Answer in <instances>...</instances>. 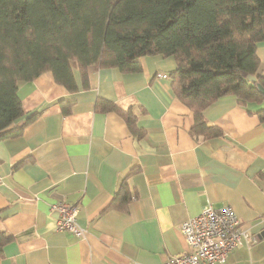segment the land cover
<instances>
[{"label": "crops", "instance_id": "obj_1", "mask_svg": "<svg viewBox=\"0 0 264 264\" xmlns=\"http://www.w3.org/2000/svg\"><path fill=\"white\" fill-rule=\"evenodd\" d=\"M257 54L264 68V39ZM142 64L89 71L87 86L75 69L76 91L50 71L20 83L25 114L10 128L22 131L0 139V264H161L190 250L179 227L209 202L257 236L220 264H264V102L225 95L203 111L223 135L194 134L193 111L157 75L174 59ZM100 99L130 109L132 123ZM125 179L128 201L116 197ZM61 200L79 206L83 237L56 228Z\"/></svg>", "mask_w": 264, "mask_h": 264}, {"label": "trees", "instance_id": "obj_2", "mask_svg": "<svg viewBox=\"0 0 264 264\" xmlns=\"http://www.w3.org/2000/svg\"><path fill=\"white\" fill-rule=\"evenodd\" d=\"M263 39L264 0H0V139L22 131L10 128L25 114L21 82L50 71L76 91L75 69L87 86L89 71L139 72L146 56L174 59L165 74L194 113L193 133L223 135L203 111L225 95L243 105L264 102L257 86L264 87L257 54ZM97 107L133 121L130 109L109 100L100 99ZM257 113L264 119V107ZM126 183L116 196L122 201L132 197ZM8 239L0 229V249Z\"/></svg>", "mask_w": 264, "mask_h": 264}, {"label": "built area", "instance_id": "obj_3", "mask_svg": "<svg viewBox=\"0 0 264 264\" xmlns=\"http://www.w3.org/2000/svg\"><path fill=\"white\" fill-rule=\"evenodd\" d=\"M158 76H162V74H158ZM164 77L167 78V75L165 74ZM209 204L207 209L204 208L198 216L189 219L181 226L191 247L190 251L175 256L164 264L224 263L228 252L249 241L250 232L242 229L237 215L232 208L229 209L231 206L215 208L212 203ZM66 205H74L75 211L78 212V205L70 202H56L51 205V209L58 212L56 219L58 230L73 225L74 218L64 216V206ZM77 233L76 235H82L80 231Z\"/></svg>", "mask_w": 264, "mask_h": 264}, {"label": "rangeland", "instance_id": "obj_4", "mask_svg": "<svg viewBox=\"0 0 264 264\" xmlns=\"http://www.w3.org/2000/svg\"><path fill=\"white\" fill-rule=\"evenodd\" d=\"M159 74H162V76L161 77H164V75H165V73H163V72H161V73H159ZM164 78H166V77H164ZM195 125V124H194ZM58 202H67V203H69L68 201H64V200H61V201H58ZM210 203V202H209ZM209 203H207V204H205L204 206H203V208L201 209V211H200V213L202 212V210H204V208L205 209H207L209 206H210V204ZM73 204V203H72ZM215 208H218L217 206H214ZM221 208H223V206H220ZM75 206L74 205H66V206H64V216L66 217V218H69V217H72V219L74 220L73 221V225H71V226H69V228H64V229H62V230H60V231H69V232H71L72 234H74L75 236H79V237H83L84 236V234H85V228H83L82 226H80L79 225V223H78V220H77V217H78V212H79V207H78V212H77V210L75 211ZM57 212V211H56ZM58 213V212H57ZM199 213V214H200ZM76 214V215H75ZM199 214H197L196 216H198ZM58 216V215H57ZM75 216V217H74ZM196 216H194V217H196ZM194 217H191V218H194ZM190 218V219H191ZM189 219H187V220H185V221H183L182 223H181V225H180V230H181V226L183 225V223L184 222H186V221H188ZM75 221H76V224H75ZM56 224H57V220H56ZM61 224L63 225V222H61ZM241 225H242V222H241ZM56 228H57V226H56ZM242 229H246L245 227H243L242 226ZM246 230H248V229H246ZM77 231H80L81 232V234L82 235H76V234H78L77 233ZM249 231V230H248ZM181 232L183 233V231L181 230ZM250 232V231H249ZM183 235H184V233H183ZM250 238H249V241L247 242V243H245L244 245H251L252 243H254L255 241H256V239H257V236L256 235H254L253 233H251L250 232ZM184 237H185V239H186V236L184 235ZM187 241V240H186ZM188 243V242H187ZM244 245H242V246H244ZM188 246L190 247V245H189V243H188ZM240 247V246H239ZM190 249H191V247H190ZM190 251V250H189ZM186 252H188V251H186ZM186 252H183V253H186ZM183 253H181V254H183ZM181 254H178V255H181ZM178 255H175V256H178ZM175 256H173V257H175ZM172 257V258H173ZM172 258H170L169 260H171ZM169 260H167V261H165V262H163V263H161V264H164V263H166V262H168Z\"/></svg>", "mask_w": 264, "mask_h": 264}, {"label": "water", "instance_id": "obj_5", "mask_svg": "<svg viewBox=\"0 0 264 264\" xmlns=\"http://www.w3.org/2000/svg\"><path fill=\"white\" fill-rule=\"evenodd\" d=\"M249 79H250L251 81H255V80H256V77L250 75V76H249ZM257 86H258L259 90L264 94V87H263L260 83H257ZM262 234H263V233H262Z\"/></svg>", "mask_w": 264, "mask_h": 264}, {"label": "bare ground", "instance_id": "obj_6", "mask_svg": "<svg viewBox=\"0 0 264 264\" xmlns=\"http://www.w3.org/2000/svg\"><path fill=\"white\" fill-rule=\"evenodd\" d=\"M225 206H230V205H225ZM232 207H230L229 209H231ZM232 210L235 212V210L232 208ZM235 214L237 215V213L235 212ZM238 219H239V216L237 215ZM239 221L241 222V220L239 219ZM240 224V223H239ZM241 225V224H240ZM229 253V252H228ZM227 253V254H228Z\"/></svg>", "mask_w": 264, "mask_h": 264}]
</instances>
